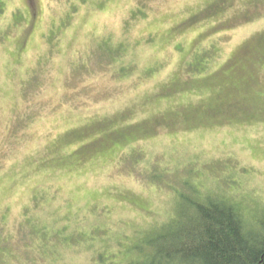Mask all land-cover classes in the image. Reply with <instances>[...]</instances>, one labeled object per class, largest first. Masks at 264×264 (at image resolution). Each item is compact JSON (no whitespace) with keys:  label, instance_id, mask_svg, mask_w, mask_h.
<instances>
[{"label":"rangeland","instance_id":"1","mask_svg":"<svg viewBox=\"0 0 264 264\" xmlns=\"http://www.w3.org/2000/svg\"><path fill=\"white\" fill-rule=\"evenodd\" d=\"M2 4L0 264H126L177 219L153 163L264 207V0Z\"/></svg>","mask_w":264,"mask_h":264},{"label":"trees","instance_id":"2","mask_svg":"<svg viewBox=\"0 0 264 264\" xmlns=\"http://www.w3.org/2000/svg\"><path fill=\"white\" fill-rule=\"evenodd\" d=\"M112 51L115 62L121 49ZM154 165L141 176L151 183H165L174 193L177 219L153 238L128 249L131 257L126 264H264V207H246L243 202L205 191L191 172L173 177ZM139 254L143 259L134 261ZM103 256L99 259L107 261Z\"/></svg>","mask_w":264,"mask_h":264}]
</instances>
